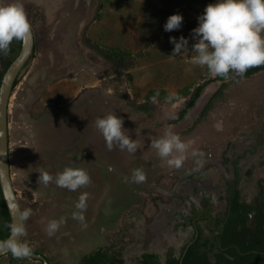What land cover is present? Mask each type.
Returning a JSON list of instances; mask_svg holds the SVG:
<instances>
[{
	"label": "rangeland",
	"instance_id": "1",
	"mask_svg": "<svg viewBox=\"0 0 264 264\" xmlns=\"http://www.w3.org/2000/svg\"><path fill=\"white\" fill-rule=\"evenodd\" d=\"M20 2L34 33L33 57L12 90L8 111L12 183L22 214L31 211L23 217L21 244L50 264H141L143 252L178 258L193 235L194 215L224 210L230 180L235 190L247 183V193L264 183V66L248 77L230 72L237 79L204 118L183 127L179 119L197 86L219 85L206 67L192 63L191 52L197 18L215 0ZM175 13L183 16L182 25L167 32L164 24ZM181 36L189 40V53L172 56L170 37ZM19 47L14 39L0 53V79ZM109 113L123 119L125 134L138 145L135 152L115 144L108 150L95 121ZM167 129L187 144L184 153L172 154L184 158L179 169L151 147ZM66 167L86 170L90 183L70 191L54 180L38 182L39 172L55 177ZM83 193L86 227L73 218ZM195 199L201 210L183 214L195 210ZM52 220L59 227L50 236ZM199 224L208 234L211 219ZM2 226L0 198V236ZM171 243L176 251L165 252ZM0 264L42 263L8 253Z\"/></svg>",
	"mask_w": 264,
	"mask_h": 264
},
{
	"label": "clouds",
	"instance_id": "2",
	"mask_svg": "<svg viewBox=\"0 0 264 264\" xmlns=\"http://www.w3.org/2000/svg\"><path fill=\"white\" fill-rule=\"evenodd\" d=\"M198 26L192 30V38L195 43L191 52L192 63L206 67L210 74L227 78L231 72L243 77L251 68L264 66V0H215L208 4L203 13L198 16ZM183 21L179 13L170 15L164 24V30L172 32L178 30ZM31 29L30 22L20 0L4 2L0 0V53L6 54L10 44L15 40H22ZM170 43L174 45L172 56H180L189 53V40L181 36L179 40L170 37ZM158 95V93H157ZM174 95V94H173ZM173 97H168L171 100ZM152 101H156L153 96ZM123 119L114 113L99 117L95 121L108 150H112L114 144L121 150L135 152L138 148L134 139L126 135L123 128ZM151 147L158 151L161 158H168L167 163L179 169L183 165V156L172 155L184 153L187 144L180 136L167 129L164 135L151 141ZM140 179L143 176L136 173ZM55 181V184L70 191L90 183V176L81 168L66 167L55 177L46 171L39 172L38 182L47 185ZM87 193L79 197L73 212V218L84 222L83 211L86 209ZM31 214L30 210L23 213V217ZM59 227L56 220L47 225V232L51 236ZM22 225L13 228V237L0 242V251L11 252L14 258H27L32 255V249L27 244L18 242L16 236L22 235Z\"/></svg>",
	"mask_w": 264,
	"mask_h": 264
},
{
	"label": "flooded vegetation",
	"instance_id": "3",
	"mask_svg": "<svg viewBox=\"0 0 264 264\" xmlns=\"http://www.w3.org/2000/svg\"><path fill=\"white\" fill-rule=\"evenodd\" d=\"M193 183L195 184V186L198 185L197 184L198 182L196 181H194ZM246 184L247 183H244V182L241 184L242 190H235L233 186L234 182L231 180L228 182L227 184L228 185L227 187L228 196L225 197L224 195V198H225L224 200L226 201H225V208L223 211H218L214 215L211 214L210 216L202 215L203 212L201 213L197 212V211H200L201 209L197 205V199H195L193 201V205L196 211L192 210L191 208L190 209L191 211L185 212V213L183 212V214L185 215H190V214L192 215V213L194 212H197V214L199 215L195 214L193 217L196 219L195 224L191 226L193 230V235L179 255L178 258L180 259V261L185 256L190 245L194 244L198 239L200 240V242L204 243L200 247V249L208 251V256L212 264H225L226 263L225 261H220V259L216 256L217 253L226 254L230 259H234V256L229 253V249L236 248L238 252H241L239 246L236 243H233L232 240L233 241L236 240L238 242L241 241L242 243H246L247 245L252 243L250 242V239L256 237L260 233L259 222L257 221L258 215H257V211L255 207H257L258 200H264V183H262L260 186L256 185V189L252 193L246 192V189H245ZM255 184H259V183L255 182ZM203 187L207 190L209 188V190L211 191L210 185H207V186L204 185ZM235 199L237 200L239 204H241V206L235 204V201H236ZM185 204H186V200L184 199L181 201V205H185ZM210 208H213V207H210ZM210 208H207V209H210ZM237 208L239 209L235 212ZM232 216H235L236 218L240 219L235 224V228L238 232V235L236 237L232 233L233 227L231 226H233V224H228L229 218L230 217L232 218ZM203 218L204 219L209 218L212 221L211 226H209L210 230L208 229L209 230L208 234L202 230V226L199 224L200 220H202ZM154 236H156V234H154ZM224 242L225 243L229 242L228 246H224L223 245ZM167 247H166L165 252H168L170 249ZM172 247L173 248L171 250L175 252L176 247L175 246H172ZM249 252H258V251H255V250L249 251L247 249L246 252H242V255H245ZM143 253L156 254L154 252H143ZM143 253H141V256ZM258 253L261 255L260 258H262L260 259V261L263 262L264 251H259ZM170 255H173V254L172 253L169 254L168 257L165 258L164 260H161L158 255L157 257L161 264H168L169 262L168 259H170L169 258Z\"/></svg>",
	"mask_w": 264,
	"mask_h": 264
},
{
	"label": "trees",
	"instance_id": "4",
	"mask_svg": "<svg viewBox=\"0 0 264 264\" xmlns=\"http://www.w3.org/2000/svg\"><path fill=\"white\" fill-rule=\"evenodd\" d=\"M17 44L21 45V40H15ZM20 49V47H19ZM19 52V51H18ZM18 54V53H17ZM16 54V55H17ZM33 57V54L31 55ZM15 58V57H14ZM259 70V68H251L249 69L243 77H248L252 73H255ZM5 71V70H4ZM16 78L14 82V87L19 81V77ZM2 77V76H1ZM238 78H242L239 77ZM237 78H231L230 74H228L227 78L224 79V77L216 76V80L219 82V85L217 88H205L207 84H202L197 86L194 91L192 92L188 102L186 103L185 107L179 114V119L181 120V126L184 125H192L193 122L197 119H202L206 116L207 112L212 106V102L214 99H217L219 97L223 96L224 90L227 87L229 81H233ZM1 80V79H0ZM13 87V88H14ZM0 198H1V214L3 217V226H2V233L0 236V242L4 241L10 234V217L6 208V205L3 201L1 190H0ZM236 200V199H235ZM236 205L241 206L235 201ZM257 215L259 222V231L260 233L250 239L251 244L242 243L241 241L232 240L233 243H236L241 252H238L236 248L229 249V253L234 256V259H230L226 254L223 253H217L216 256L220 259V261H225V264H264L260 261L261 255L258 253L259 251H264V200H258L257 202ZM237 208L235 212L238 210ZM240 219L236 218L235 216H232V218H229L228 224H233L232 233L236 237L238 235V232L235 228V224ZM229 226V227H230ZM231 242V241H230ZM229 243V242H228ZM228 243H223L224 246H228ZM204 243L200 242L198 239L194 244L190 245L189 249L187 250L185 256L182 259V264H212L207 250H201L200 247ZM255 250L258 252H249L245 255H242V252H246V250ZM11 253V252H10ZM97 253L94 254L89 261L93 262L94 258L96 257ZM168 259V264H180L179 258H174L170 255ZM141 264H161L158 260V257L156 254L152 253H143L140 260Z\"/></svg>",
	"mask_w": 264,
	"mask_h": 264
},
{
	"label": "water",
	"instance_id": "5",
	"mask_svg": "<svg viewBox=\"0 0 264 264\" xmlns=\"http://www.w3.org/2000/svg\"><path fill=\"white\" fill-rule=\"evenodd\" d=\"M33 50L34 33L31 26L30 32L21 40L18 54L5 69L0 80V190L11 222L10 234L5 240L13 237V228L15 226L22 225L24 229V218L10 173L8 150V111L14 82L16 78L21 75L23 69L31 58ZM16 238L18 242L21 243L22 235H17ZM8 253L10 252L6 250L0 251V257ZM30 257L40 261L42 264H50L48 259L39 252L32 251V255ZM181 261L180 264H182Z\"/></svg>",
	"mask_w": 264,
	"mask_h": 264
},
{
	"label": "crops",
	"instance_id": "6",
	"mask_svg": "<svg viewBox=\"0 0 264 264\" xmlns=\"http://www.w3.org/2000/svg\"><path fill=\"white\" fill-rule=\"evenodd\" d=\"M209 184L212 185L213 187H214L215 185H217V184H212V183H209ZM162 207L167 209V211H166L167 213L170 212V207H169L168 205H166V203H163V204H162ZM207 220L209 221V218H208ZM209 230H210V227H209ZM185 231H186V230H185ZM185 231H183V232H185ZM180 238H181V237H179V239H180ZM172 246H175V244H174V243H173V244L171 243V244L168 245L167 248L172 249V248H173ZM175 247H176V246H175ZM170 249H169V250H170ZM175 249H176V248H175ZM170 254H171V253H170ZM171 256H173V255H171Z\"/></svg>",
	"mask_w": 264,
	"mask_h": 264
}]
</instances>
